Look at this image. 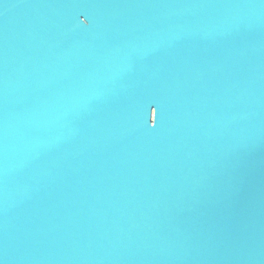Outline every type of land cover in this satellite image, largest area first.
Masks as SVG:
<instances>
[{"label":"water","instance_id":"water-1","mask_svg":"<svg viewBox=\"0 0 264 264\" xmlns=\"http://www.w3.org/2000/svg\"><path fill=\"white\" fill-rule=\"evenodd\" d=\"M0 264H264V0H0Z\"/></svg>","mask_w":264,"mask_h":264},{"label":"snow or ice","instance_id":"snow-or-ice-1","mask_svg":"<svg viewBox=\"0 0 264 264\" xmlns=\"http://www.w3.org/2000/svg\"><path fill=\"white\" fill-rule=\"evenodd\" d=\"M80 23L81 24H86L87 23V18H82L80 20ZM155 111H156V109H153V115H155ZM154 124H155V121H153V126H154Z\"/></svg>","mask_w":264,"mask_h":264}]
</instances>
